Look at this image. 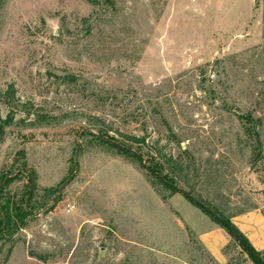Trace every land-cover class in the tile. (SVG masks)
I'll list each match as a JSON object with an SVG mask.
<instances>
[{"label": "rangeland", "instance_id": "1", "mask_svg": "<svg viewBox=\"0 0 264 264\" xmlns=\"http://www.w3.org/2000/svg\"><path fill=\"white\" fill-rule=\"evenodd\" d=\"M26 167L31 214L1 230L0 210V264H258L145 167L225 218L264 212V0H0L13 213ZM205 219L228 237L219 257Z\"/></svg>", "mask_w": 264, "mask_h": 264}, {"label": "crops", "instance_id": "2", "mask_svg": "<svg viewBox=\"0 0 264 264\" xmlns=\"http://www.w3.org/2000/svg\"><path fill=\"white\" fill-rule=\"evenodd\" d=\"M205 220L206 224L197 225L201 226L198 231L199 238L210 252L219 257L228 237L224 229L215 224L211 225L208 219ZM230 220L257 251H264V212L260 208L255 207L238 213Z\"/></svg>", "mask_w": 264, "mask_h": 264}, {"label": "water", "instance_id": "3", "mask_svg": "<svg viewBox=\"0 0 264 264\" xmlns=\"http://www.w3.org/2000/svg\"><path fill=\"white\" fill-rule=\"evenodd\" d=\"M112 144L116 145L117 147L125 150V151H129L131 153L137 154L139 155L135 150H133L132 148H129L125 145H122L112 139H108ZM80 147L81 144L79 143L77 150H76V161L78 162V157H79V152H80ZM140 156V155H139ZM30 173H31V177H32V187L30 189L29 195L27 197L26 200V208L28 210L29 209V201H30V197L32 195L33 192V188L35 186V177H34V172L32 171V169L30 167H26ZM147 169V171H149L150 173H152L153 175H155L158 179H160L161 181L171 185L172 187H174L177 191H180L181 193H183L186 197H188L190 200H192L193 202L197 203L198 205H200L202 208H204L205 210H207L211 215H213L215 218H217L229 231L230 233L246 248L247 252L254 258V260H256V262L258 264H264L262 262V260L260 259V257L254 252V250H252V248L247 244V242L244 240V238L237 232V230L226 221V219L224 217H222L220 214H218L216 211H214L210 206H208L206 203H204L203 201H201L200 199L196 198L194 195H192L190 192H188L187 190L180 188L178 186H176L175 184L169 182L168 180H166L165 178H163L161 175L152 172L148 167H145ZM75 174V173H74ZM74 174L68 178L60 187V189H62L63 187H65V185L67 183H69L71 181V179L74 177ZM6 179L4 181H2L0 183V186H2L5 183Z\"/></svg>", "mask_w": 264, "mask_h": 264}, {"label": "trees", "instance_id": "4", "mask_svg": "<svg viewBox=\"0 0 264 264\" xmlns=\"http://www.w3.org/2000/svg\"><path fill=\"white\" fill-rule=\"evenodd\" d=\"M150 170L154 173H157L159 175L162 176V172L155 168V167H151ZM163 177V176H162ZM165 178V177H163ZM166 180H168L169 182L173 183V180L171 179H167L165 178ZM160 180V179H159ZM163 182V181H162ZM165 183V182H163ZM167 184V183H165ZM169 185V184H167ZM171 186V185H169ZM172 187V186H171ZM173 189H175L174 187H172ZM176 190V189H175ZM197 204V203H196ZM200 206V205H199ZM204 209V208H203ZM0 210L1 212H3L4 214V226L1 227L2 229L1 230H6V229H12L13 227L17 226L18 225V222L21 221L23 222L24 218L28 215L31 214V211H29L28 209H16L15 210V213H13V211L11 210V208L8 206V205H2L0 207ZM207 211V210H205ZM208 212V211H207ZM217 212V211H216ZM218 213V212H217ZM219 214V213H218ZM221 215V214H220ZM213 216V215H212ZM222 216V215H221ZM214 217V216H213ZM223 217V216H222ZM225 218V217H224ZM217 219V218H216ZM226 221L228 223H230L236 230L237 232L244 238V240L247 242V244L252 248V250H254V252L259 256V254L261 253L260 251H257L251 244L250 242L248 241V239L244 236L243 233H241V231L231 222L230 219L228 218H225ZM218 220V219H217ZM219 221V220H218ZM230 232V231H229ZM241 244V243H240ZM241 246L246 250V248L241 244ZM247 251V250H246ZM252 257V256H251ZM260 257V256H259ZM253 258V257H252ZM254 259V258H253ZM256 261V260H255ZM264 263V262H263Z\"/></svg>", "mask_w": 264, "mask_h": 264}]
</instances>
